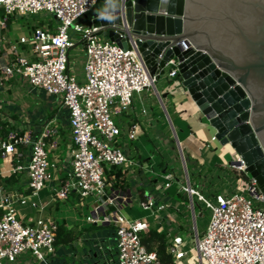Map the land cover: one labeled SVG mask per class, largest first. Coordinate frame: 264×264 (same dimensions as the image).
Wrapping results in <instances>:
<instances>
[{
  "label": "built area",
  "instance_id": "obj_1",
  "mask_svg": "<svg viewBox=\"0 0 264 264\" xmlns=\"http://www.w3.org/2000/svg\"><path fill=\"white\" fill-rule=\"evenodd\" d=\"M101 1L105 9L110 0H0V47L7 55L0 57V85L2 80L20 79L31 89L43 90L67 110L72 145L69 170L65 178L57 179L55 175L50 181L51 198L70 200L75 195L82 200L93 195L99 204L86 222L110 227L98 235L83 230L72 241L57 244V221L43 215L32 197L51 178L49 169L59 173L62 166L50 159L47 141L60 126L55 119H48L37 135L18 129L2 134L0 126V158L15 157L10 175L17 176L19 188L27 191L25 194L8 188L0 178V264H165L142 243L141 234L151 227L147 218L128 219L120 213L122 207L132 203L157 215L155 228L165 234L172 264L184 257L183 245L190 235L193 244L189 249L196 252L200 264H264V193L244 171V165L233 162L241 161L238 154L212 170L202 163L188 168L186 154L177 140L180 172L166 167L162 170L163 184L143 175L146 163L134 158L125 140L134 141L149 132L151 123L145 118L147 97L161 101L162 88L157 87L161 76L165 83L181 84L178 61L171 58L163 74L150 75L133 48L123 50L114 41L95 34L99 28L92 25L93 17L113 13H103L102 9L87 18ZM121 1L124 4L125 0ZM38 13L49 14L55 22L50 19L42 25L34 24L28 34L15 40L5 36L11 18ZM83 16L86 22L79 23ZM120 16L123 20L124 15ZM74 35L79 36L78 42ZM79 44L82 47L74 57L80 59V68L74 71L69 51ZM143 92L146 97L141 99ZM135 97L139 98V108L134 114L136 122L132 123L123 115L133 113ZM116 116H121L119 122ZM215 142L218 141L212 135L205 147L211 149ZM19 145L28 149L27 157ZM226 164L242 174L244 185L238 183L239 177L226 175L222 170ZM112 166L127 173L136 167L141 169L136 202L130 190L113 188V182L108 181L106 172ZM173 180L178 182V193L189 200L193 224L186 231L172 213L180 212L183 199L170 202L173 200L164 193ZM220 182L224 186L218 187ZM194 202L209 211L200 232ZM26 205L39 215L32 220L22 218L18 206Z\"/></svg>",
  "mask_w": 264,
  "mask_h": 264
},
{
  "label": "water",
  "instance_id": "obj_2",
  "mask_svg": "<svg viewBox=\"0 0 264 264\" xmlns=\"http://www.w3.org/2000/svg\"><path fill=\"white\" fill-rule=\"evenodd\" d=\"M111 11L94 10L95 34L133 48L150 75L176 58L215 138L264 193V0H110L102 12Z\"/></svg>",
  "mask_w": 264,
  "mask_h": 264
},
{
  "label": "crops",
  "instance_id": "obj_3",
  "mask_svg": "<svg viewBox=\"0 0 264 264\" xmlns=\"http://www.w3.org/2000/svg\"><path fill=\"white\" fill-rule=\"evenodd\" d=\"M102 9L103 8H101L100 10ZM100 10H96L95 7V11ZM13 21L14 20L10 22V24L8 25L9 27L4 32V34L9 39L15 40L16 37H10L8 34V31L11 30L12 26L15 24ZM30 28H28V31H30ZM20 35L25 34L21 33L19 34V36ZM100 35L104 38H108L106 32H103ZM6 56L7 55L4 54V51L0 47V57L3 59ZM166 87H170V91H166ZM164 93L165 96L161 97V101H158L154 97L147 98V100H149L150 107H148L147 109L145 118L149 119L151 123V128L149 130L152 129L153 132L156 131L155 133H157L158 141H165V143L161 145L167 150L176 152V156L173 154L171 157L177 159L179 156L178 145L176 142L178 140L180 146L182 147V149H184L186 157L188 158L191 156L195 159L194 161L191 160V162H193V165L200 163L197 161V159L199 158H202V164L205 165V167L207 166L210 170L215 168L214 166L218 167L222 164H225L227 162V159L232 157L235 152L228 144L223 146H221L219 143L216 146L215 144H212L213 147L211 149H207L205 147V142L212 135H214V129L210 127L205 117L198 110L197 106L194 104V102L186 92V89L181 84L173 85V82L169 81L167 83H164V85L162 86L161 94ZM143 97V95H140L141 99ZM138 99V97H135L133 101V113H127L123 115V117H126L132 123L136 122L134 114L138 111L139 108V106L136 105V102L137 104H139ZM164 107L165 110H163ZM162 111L165 113L168 122L167 127L164 131H162L161 126L162 120L159 117H156V115L154 114L155 112L158 113ZM48 119H55V121L60 126L58 128V133L54 136H49L47 138V141L49 143L50 159L53 161L57 160L62 165L59 173L56 172V176L59 175L57 179H61L64 171L68 170L69 168L70 148L72 146L70 138L68 136L66 108L58 103L52 96L46 95L43 90L31 89V87H29L24 81L20 79L10 78L2 80V84L0 85V126L2 134H5L12 129H18L21 132L26 131L37 135L40 133L43 124ZM182 129L186 130V132L184 137L181 139L179 137V134L180 131H183ZM148 133L145 132L144 136L147 137ZM141 137L142 136H140L139 138ZM18 148L23 152V155L27 157L28 149H26V147L23 145H19ZM216 155L220 157V160L219 162H216L217 164H213L212 160ZM26 159L27 158H25L24 161ZM0 160V172L2 173L0 178L6 182L8 188L14 190L18 189L21 193L26 194L27 191H22L19 188L21 181L18 179V177L10 175V169L16 160L15 157L11 155L5 159L0 158ZM159 164L162 170L166 168V164ZM127 174L128 175L124 190H130L131 195L133 196V202H136L135 198H137L138 196L136 184L142 177V172L139 167H136ZM55 182L57 183V180H55ZM52 202V198L49 197L48 201L39 200L37 203L39 204L42 213H45L46 207L49 204L51 205ZM170 202H178V200H173ZM25 207L29 206L26 205ZM25 210L26 212L30 211V209L28 208H25ZM19 214L26 220H32L33 218H35L34 214L31 213L26 214L19 211ZM185 245L186 244H184L183 246L185 247ZM189 248L186 250L184 257L176 264H200L196 252H194V250H190Z\"/></svg>",
  "mask_w": 264,
  "mask_h": 264
},
{
  "label": "rangeland",
  "instance_id": "obj_4",
  "mask_svg": "<svg viewBox=\"0 0 264 264\" xmlns=\"http://www.w3.org/2000/svg\"><path fill=\"white\" fill-rule=\"evenodd\" d=\"M101 8H104V4L102 1L96 6V10H100ZM94 12L91 11L87 14V18L92 15ZM86 17H81L80 20H78L79 23H85L86 22ZM14 19V25L12 26L11 30L8 31V34L10 37H16L17 39L19 37V34H28V28H30L32 25H42L47 22V20H52L54 23L55 20L52 19V17L49 14L45 13H38L34 15H22L18 17L11 18ZM74 40L75 42L79 41V36L74 35ZM82 46L79 44L77 45V48L70 49V58L72 59L73 62V67L74 71L77 70V68H80L79 65V60L75 56L76 50L80 49ZM78 57V56H77ZM165 83L164 77H160V80L158 81L157 87L160 89ZM145 93L143 92L141 95L145 97ZM136 96V94H134ZM153 98V96H149ZM148 98V97H147ZM146 103L149 105V100L146 101ZM136 105L139 106V104ZM156 110V109H155ZM156 117H159L162 122V131H164L167 127V118L165 113L162 112H155L154 113ZM121 116H116L114 119L116 122L119 121V118ZM183 130V129H182ZM160 131V132H162ZM152 129L149 130L148 136H142L141 138H138L137 140L130 141V140H125L127 142V146L130 148L131 152L134 155L135 159H138L139 161H144L146 163V168L143 169V175L147 179H157L156 183H161L163 184L165 182L163 174H162V168L160 166V162L163 164H166L167 170H176L179 169L180 172V167L181 164L178 159H174L171 157L173 154L176 156V152H172L171 150L165 149L161 143L157 140V133L153 132L152 134ZM186 130L180 131L179 137L182 139L185 135ZM151 133V134H150ZM174 142V140H173ZM219 142L213 143L218 145ZM219 150V149H218ZM160 158L163 160H160ZM187 158V157H186ZM189 158V159H188ZM187 158V164L188 168H193V162L191 160H195L191 156ZM231 159L228 158L227 161L229 162ZM220 157L215 156L214 159L212 160L213 164H217L216 162H219ZM198 162L203 163L202 158L197 159ZM1 163V160H0ZM225 168H222V170L226 173V175L235 178H238V183L240 186L244 185V177L242 174L236 169V168H231L226 164L224 166ZM69 170V168H68ZM68 170H65L64 173L62 174V178H65L67 176ZM48 173L51 175V178L48 181H45V186L43 187V190L38 192L37 196H33L32 199H34L36 202L40 201H48L49 197H51L52 192L49 190V183L50 181L55 179L56 171L53 170L52 168L49 169ZM59 176V175H58ZM241 176V177H240ZM107 177V175H106ZM108 179V178H107ZM236 182V184H238ZM218 187L224 186V182L217 183ZM164 193L169 196L172 200H181V208L180 212H172L173 215L175 216L176 222L180 224L181 228L183 231H186L187 226H190L193 224L192 221V212L191 208L187 207L189 200L185 199L178 193V182L176 180H173L171 183V187L167 188L164 190ZM40 198V199H39ZM82 201V203H81ZM79 203V204H78ZM99 204L98 200L93 196L90 195L86 198H83L82 200H78L77 196H73V199H67V200H53L52 204L48 205L46 207L45 213H42L43 215H49L51 216L55 221L61 222L65 221V223L73 230L79 229V227H84V228H90V232L92 235H98L101 234L104 230L109 229V226H98V225H91L90 223L86 222V217L91 215V211L95 205ZM194 211L196 214V226L198 232H200L206 225L209 217V211L205 208H203L201 205H198V203L194 202ZM25 208L30 209V211L25 210ZM18 210L21 211L22 213L26 214H34L36 217L39 213L29 207L25 206H18ZM120 213L124 215L128 219H139L146 217L147 221L149 222L152 227L156 225L157 221V215H152L151 211L149 210H143L141 207H139L137 204H131V205H125L120 209ZM201 213V215H199ZM176 225V224H174ZM189 234V233H188ZM185 247L184 249L187 250L192 244L191 240V235L188 238H185Z\"/></svg>",
  "mask_w": 264,
  "mask_h": 264
},
{
  "label": "trees",
  "instance_id": "obj_5",
  "mask_svg": "<svg viewBox=\"0 0 264 264\" xmlns=\"http://www.w3.org/2000/svg\"><path fill=\"white\" fill-rule=\"evenodd\" d=\"M12 19H10L11 21ZM9 21V24H10ZM108 181L113 182V188H120L124 190L127 179V171L120 167L112 166L109 171L106 172ZM94 225V224H91ZM90 228L79 227L77 230L71 229L64 221L57 222L56 230V243L64 244L75 239L78 234L83 230H89ZM142 243L145 245L148 251H155L158 258L165 264H172V259L166 252V237L165 234L158 231L155 227H150L147 232L141 234Z\"/></svg>",
  "mask_w": 264,
  "mask_h": 264
},
{
  "label": "bare ground",
  "instance_id": "obj_6",
  "mask_svg": "<svg viewBox=\"0 0 264 264\" xmlns=\"http://www.w3.org/2000/svg\"><path fill=\"white\" fill-rule=\"evenodd\" d=\"M240 165H243V164H240ZM241 168V167H240Z\"/></svg>",
  "mask_w": 264,
  "mask_h": 264
}]
</instances>
